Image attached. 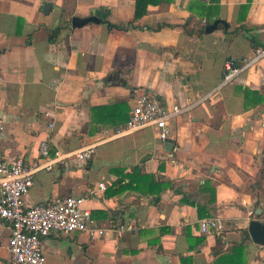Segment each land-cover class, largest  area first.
<instances>
[{"label": "crops", "instance_id": "obj_1", "mask_svg": "<svg viewBox=\"0 0 264 264\" xmlns=\"http://www.w3.org/2000/svg\"><path fill=\"white\" fill-rule=\"evenodd\" d=\"M139 7L138 0H0V161L38 164L43 142L53 157L96 147L90 162L72 156L38 171L26 205L87 197L83 207L96 223L137 228L105 237L52 233L43 240L48 264H216L244 241L252 220L264 219L250 190L263 161L264 102L245 95L264 96V61L222 86L227 61L264 46V0L149 1L136 18ZM91 16L100 23L72 26L74 17ZM140 92L167 109L209 97L170 122L166 143L152 127L105 139L128 122ZM122 103V116L96 122L94 108ZM136 169L174 189L159 198L122 189ZM102 182L107 190L90 197ZM186 195L224 222V245L219 234L200 232ZM10 237L9 223L0 222V264L9 263ZM246 257L264 264L251 239Z\"/></svg>", "mask_w": 264, "mask_h": 264}, {"label": "built area", "instance_id": "obj_2", "mask_svg": "<svg viewBox=\"0 0 264 264\" xmlns=\"http://www.w3.org/2000/svg\"><path fill=\"white\" fill-rule=\"evenodd\" d=\"M263 61L264 46L255 48L252 56L242 58L239 63L233 60L227 61L222 86L232 83L246 70L259 67ZM208 97L209 95L199 96L193 103L189 101L184 106L176 104L171 109H167L150 94L140 92L135 96V105L128 122L110 133L104 132L105 139L117 140L152 127L156 130L157 138L166 143L172 137L170 122L189 112ZM95 152L96 147L91 145L69 156L57 153L53 157L49 144L43 142L41 144L43 160L38 164H29L21 157L13 161H0V222H7L11 226L8 264H48L43 240L52 233L71 235L83 232L92 237H105L109 233L121 235L125 232L137 231L136 226L130 223L121 225L96 223L91 212L83 207L87 197L56 196L42 204L26 205V197L34 186L38 171L51 170L54 164L72 156L78 160L90 162ZM107 188L106 183H99L90 189L89 195L90 197L98 196ZM199 230L202 234H220L225 231V224L220 218L211 216L199 221ZM257 246L264 251V246Z\"/></svg>", "mask_w": 264, "mask_h": 264}, {"label": "trees", "instance_id": "obj_3", "mask_svg": "<svg viewBox=\"0 0 264 264\" xmlns=\"http://www.w3.org/2000/svg\"><path fill=\"white\" fill-rule=\"evenodd\" d=\"M149 1L157 2L161 4L163 2L170 3L171 0H138V4L140 7L137 8L136 18H140L141 16H143V14L147 12V10H141V3H147ZM106 23L109 25L110 28H115L120 30H125L128 28L127 26L112 25L109 22ZM245 95L248 101L253 100L255 98L257 104L264 102V96L258 92H250L247 90L245 92ZM126 107L127 106L125 103H122L120 105H114L113 107H96L93 109V114L96 122H99L100 120L97 118L99 116H102L103 118L107 116L109 117L110 115L113 114L115 115L114 117L116 118L122 116L123 113H125V109H127ZM126 121H128V118L126 119ZM125 179H128V183L121 186L122 189L129 188L137 192H142L144 194L156 196L158 198L165 190L170 188L174 189V184L172 182L158 181L153 175L142 174L139 169L133 171V174L126 175ZM122 182L123 180L119 181L118 183L121 184ZM184 201L186 203H190L197 207L198 216L200 219L209 216L208 208L206 206L197 204L189 200L187 195L185 196ZM261 201L262 199L259 198L257 204H260ZM263 210L264 209H262V214H263ZM242 234L244 241L233 244L234 246L231 249V251L220 257L216 264H247V257H246L247 241L250 240L251 238L249 235V231L247 230H244ZM198 241H199L198 243H202L204 240L198 239ZM223 242H224V234L220 233L217 238V245H224Z\"/></svg>", "mask_w": 264, "mask_h": 264}, {"label": "water", "instance_id": "obj_4", "mask_svg": "<svg viewBox=\"0 0 264 264\" xmlns=\"http://www.w3.org/2000/svg\"><path fill=\"white\" fill-rule=\"evenodd\" d=\"M90 22L100 23V19H98L95 16H91L87 18L74 17L72 20V26L74 28H81ZM221 23H222L221 20L215 21L212 25L207 26L206 30L208 32H213L216 29H218ZM167 146H168V150H170L173 144L168 143ZM257 213H258L257 215H262V209H259ZM248 231H249L251 240L256 245L264 246V221L259 220V219L252 220L250 222Z\"/></svg>", "mask_w": 264, "mask_h": 264}, {"label": "rangeland", "instance_id": "obj_5", "mask_svg": "<svg viewBox=\"0 0 264 264\" xmlns=\"http://www.w3.org/2000/svg\"><path fill=\"white\" fill-rule=\"evenodd\" d=\"M152 76H155V68L152 67ZM251 192L258 198H261L262 201L260 204H256V208L264 209V153L261 169L258 173V176L255 178L254 183L250 186ZM256 214L254 213L253 216Z\"/></svg>", "mask_w": 264, "mask_h": 264}]
</instances>
